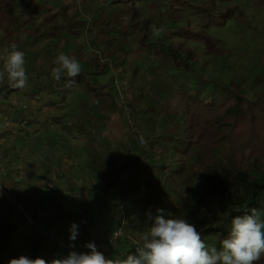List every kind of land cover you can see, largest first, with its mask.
I'll use <instances>...</instances> for the list:
<instances>
[{
    "label": "rangeland",
    "instance_id": "rangeland-1",
    "mask_svg": "<svg viewBox=\"0 0 264 264\" xmlns=\"http://www.w3.org/2000/svg\"><path fill=\"white\" fill-rule=\"evenodd\" d=\"M122 2L131 3V0H26L23 13L14 19V28H17V32L23 39L29 40L33 29L40 25L44 14L57 13V17L61 18L58 10L68 7L70 8L68 16L73 27L72 30L63 31L62 36L68 38V41L64 39L68 42L64 46L69 53L87 57L97 52L96 47L103 51L110 46L105 45L100 39L111 38L117 48L123 46L121 44L124 38L123 31L128 23L124 24L119 16L122 12H126ZM8 3H11L10 0H0V18L5 15ZM225 3L231 9L243 11L245 17L237 15L222 26L214 24L211 26L212 23L208 22L204 16L206 13H213V9H217L215 0H201V2L191 3L188 7L189 11L184 9L183 19L188 26L199 32L202 42L209 47L200 50L202 52H200L201 58L198 60L196 69L198 71L194 73L200 77V86H206L203 89L204 94L208 96L213 91L214 96L219 97V92L232 90V94L222 97L220 107L214 109L204 104L194 116L197 127L188 140L192 147L190 154L194 157L193 159L201 158L200 162L192 161L195 169H199L205 161L226 155L228 143L234 144L238 150L239 147L245 146L244 151L241 150L236 154L238 164L246 163L253 156V153L247 150L248 146L257 145L259 146L257 148L262 151L264 147V0H226ZM210 4L214 6L209 7ZM20 5L21 3L18 2L16 8ZM210 8L212 11H209ZM158 29L165 30L166 23L160 22ZM70 34L73 36H69ZM138 34H131L128 31V38L133 44L129 55L116 57L115 62H112L113 70L108 75L98 77L99 82L108 84L107 89L117 97L118 103L127 101L129 105L125 102L124 107H121L117 113L103 111L105 123H90L82 132L69 126L74 121V114L80 110L77 104L79 98L76 96L78 88L73 89L70 96L65 98V95L62 96L57 91L52 94L47 86L49 79L47 73L51 70V64L44 58L47 51L44 53L42 50H47L46 47L53 38L44 37L34 45L31 40L28 41L30 45L27 51L34 50L36 54L37 50L40 51V55H37L36 73H32V77L28 73L29 82L24 90H14L9 99L0 101V181L6 187H10L6 179L10 176L17 180V186L28 198L35 200V190L40 191L37 198L41 201L45 200L44 209L52 206L50 201L57 197L65 211L71 210V207L84 205L85 209L93 213L91 215L93 219H106L116 214V211L118 212L122 205L104 199L100 187L95 188L99 175H95L90 166L92 159L89 157L88 149L96 146L103 156L116 155L119 152L120 136L131 132L134 126L141 123L139 116L146 109L137 111L138 117L135 119L130 105L131 98L129 95L124 96L121 90L125 74L130 75L132 70L129 67L138 68L141 74V77L129 82V84L132 83L133 89H137L146 81L143 76L154 71L153 62L156 57L147 54V51H144L146 49L136 46ZM163 36L164 33H160L156 37L161 39ZM4 37L3 31L0 34V40ZM53 46H50V50L55 51ZM125 46L127 48V45ZM199 46H202V43ZM19 49L21 50L22 46H19ZM8 53L6 47H0V68L3 70ZM53 55L55 53L51 56ZM204 58L209 59V63L205 64ZM116 65H119L118 70L115 68ZM25 67L28 72L27 63ZM177 72L174 86L187 94H194L196 80L183 70H177ZM156 73L162 72L157 69ZM203 73L206 74V83L201 80ZM167 78L171 82L174 81V75L171 72ZM52 79L53 87L65 88L66 84L60 85L62 79L57 82L51 75ZM35 83L40 85L39 88ZM232 83L239 87L232 86ZM150 87L152 88L151 83L146 81L143 94L148 93L151 90ZM128 89L129 92L132 91L129 87ZM242 98L257 102V105L242 101ZM50 102L55 104L50 106ZM149 105L153 108V104L149 103ZM171 108L172 111L175 110L172 106ZM158 120L159 130L163 129L164 122L168 120L170 133H174L173 117L168 118L166 115ZM141 125L145 128L143 123ZM138 129L141 130L140 127ZM136 154L142 156L141 150L135 149L134 155ZM119 157L123 155L118 153ZM150 157L146 158L153 162ZM4 161L11 164L6 167ZM128 175L123 176L122 184L128 181ZM138 181L139 185L143 184L141 178ZM0 190L3 192L0 196V212L17 224L21 236L24 234L28 236L29 231H25L24 227L26 224L27 230L30 229L29 220L24 214L31 215L30 206L20 204L23 214L3 188L0 187ZM77 191L91 193L90 202L87 201L90 195H84L85 200L81 198L79 194L81 192L77 193ZM140 192L142 187L139 188V194ZM60 193L64 196L61 197ZM86 202L90 204L87 205ZM134 203H137L136 199L127 202L126 206L135 207ZM51 212L54 213L53 218H55L56 210ZM36 213L48 218L46 211ZM35 233L38 234L37 231ZM13 241L15 244L18 241L17 237ZM126 245L124 244V249H127ZM16 247L18 248V246H10L11 253L5 256L2 264H8L10 259L20 256ZM57 247L62 256L68 254L61 246L57 245ZM15 248L17 251H14ZM29 248L27 243L21 255H25ZM49 248L53 250L52 247ZM259 264H264V258Z\"/></svg>",
    "mask_w": 264,
    "mask_h": 264
},
{
    "label": "trees",
    "instance_id": "trees-1",
    "mask_svg": "<svg viewBox=\"0 0 264 264\" xmlns=\"http://www.w3.org/2000/svg\"><path fill=\"white\" fill-rule=\"evenodd\" d=\"M225 1L215 0L217 9H213V13H206L204 16L208 22L212 23L211 26L213 24L222 26L237 15L245 17L243 11L229 8ZM10 2L8 3L10 9L7 8L5 15L0 18V34L3 31L5 34V37L0 40V47H6L10 52L13 43H16L18 47L22 46L21 50L25 53L26 63L29 66L27 73H30L31 76L32 73H36L37 55H40V51L37 50V54L34 50L27 51L30 42H26L17 32V28H14V19L23 13L26 0H10ZM18 2L21 5L16 8ZM197 2H201V0H131V3L122 2L126 12H122L119 16L124 24L128 23L123 31L124 38L121 43L123 46L117 48L111 38L109 40L100 39L105 45L109 44L110 46L103 51L96 47L97 52L87 57L76 55L73 52L69 53L64 46V44H68L66 42L68 38L62 36L63 31L65 29L72 30L73 27V24L70 23V16H68L70 8L64 7L58 10L61 18L57 17V13L43 15L40 25L33 29L34 39L31 43L34 45L44 37L53 38V41L47 45V50H42L44 53L47 51L44 58L51 64V70L47 73L49 78L47 86L52 94L57 91L62 96L65 95V98L70 96L73 89L78 88L76 96L79 98L77 104L80 110L74 114V121L69 126L82 132L90 123H105L106 118L103 117V111L117 113L125 105V102L129 105L127 101L118 103L117 97L107 89L108 84L99 82L98 77L108 75L113 70L112 62H115L116 57L129 55L133 44L128 38V31L131 34L139 33L136 46L143 50L146 49L144 51H147V54L156 57L153 62L154 71L143 76L144 80L151 83L152 88L150 87L151 90L143 94L146 81L137 89L132 88V83L129 84V82L135 81L141 77V74L138 68L131 66L129 67L132 69L130 75L125 74L121 90L124 96L129 95L131 98L130 105L133 108L135 119L138 117L137 111H142L144 108L146 111L139 116L140 124L134 126L131 132L120 136L118 153L123 157L118 158V153L103 156L94 145L88 149L89 157L92 159L90 166L94 174L99 175L95 188L100 187L102 197L117 202L118 205H123L133 199L137 200V203H134L135 207L128 205L124 211L125 228L129 234L140 235L147 231L150 222L146 221V213L151 210L155 214L157 208H164L169 218H187L201 232L209 247L215 246L219 249L222 240L230 231L231 220L235 215L251 214L250 210L255 208L259 210L261 218L264 219V147L262 151L257 148L259 146L254 144L246 146L253 156L246 163L238 164L236 154L241 150L244 151L245 146L239 147L238 150L234 144L228 143L226 155L203 162L199 169H195V165L192 164L193 160L199 162L201 160V158L193 159L194 157L190 154L192 147L188 139L197 127L194 116L204 104L217 109L221 105L222 97L232 94L231 90L219 92V97L214 96L213 91L208 96L205 95L203 89L206 86H200V77L194 74L198 71L196 69L199 64L198 60L201 58L200 52L202 51L200 50L209 48L208 44L202 42L199 32L188 26L186 20L183 19L184 9L189 11V5ZM213 6V4L209 5V7ZM209 11H212V8ZM60 19L61 21H59ZM160 22L166 23V29L161 32L164 33L161 39L154 36L151 31V26L154 25L158 28ZM200 43L202 46H199ZM51 45H54L55 51L50 50ZM124 45H127V48ZM53 53L55 55L51 56ZM61 53L74 55L80 61L83 71L75 78L74 83L62 77L60 85L66 84L65 88L57 89V87H53L51 71L55 66L56 57ZM48 54L50 55L48 56ZM204 61L205 64L209 63L207 58H204ZM115 68L118 70L119 65H116ZM157 69L162 73H156ZM177 70H183L184 73L190 74L196 80L197 86L194 89V94H187L174 86ZM0 71L4 70L0 68ZM170 72L174 75L173 82L167 78ZM201 80L206 83L205 73L201 75ZM35 85L38 88L40 86L36 83ZM232 86L239 87L234 83ZM128 87L132 90L131 92L128 91ZM152 89L153 93L150 94ZM13 91L7 86L5 77L4 81L0 82V101L9 99ZM242 101L257 105V102H250L247 98H242ZM53 103L50 102V106ZM149 103L153 104V108ZM260 103H262L261 100ZM171 106L175 110L172 111ZM166 115L168 118L173 117V134L168 128V120L164 122L162 130L158 129V119ZM54 120L56 121V118ZM142 123L145 128L141 125ZM139 127L142 131L138 129ZM141 139L145 140L144 145L140 144ZM135 149H140L142 156L139 154L135 156ZM198 153L200 154V152ZM147 156H151L153 162L149 161ZM4 163L6 167L11 164L8 161H4ZM133 172L134 175H132ZM125 174H129V178L125 184H122L121 181ZM139 178L142 179V185H139ZM6 179L9 182L11 194L22 206H30L31 211H46L48 217H53L51 210L57 209L58 220L65 217V208L56 200L50 201L52 206H47L44 209L45 200L41 201L37 198L40 191L35 190V200H32L19 189L17 180L10 176H7ZM142 186L146 190V197L139 194V188ZM86 204L88 205V202ZM74 209L75 216L79 214L81 221L87 222L79 225L77 239L67 242L68 246L74 243L79 246L81 252H87L89 250L84 245L87 242H94L98 250L110 258H119L134 251L136 243L128 244L126 237L113 243L95 239L91 233L90 224L93 220L91 218L93 213L85 207L77 206ZM112 232L113 230L109 229L108 234L106 233L107 237ZM16 237L18 243L14 244L13 240ZM25 241L30 246L27 255H31L30 258L35 259L40 254L42 235L33 233L26 236V240H24L18 231L17 224L0 212V264L5 256L11 253L10 246H23ZM126 243L127 249H123L122 247ZM16 248L14 251H17Z\"/></svg>",
    "mask_w": 264,
    "mask_h": 264
},
{
    "label": "clouds",
    "instance_id": "clouds-1",
    "mask_svg": "<svg viewBox=\"0 0 264 264\" xmlns=\"http://www.w3.org/2000/svg\"><path fill=\"white\" fill-rule=\"evenodd\" d=\"M151 31L154 36H159L162 29L153 25ZM33 39L32 32L30 39L26 41H33ZM54 64L51 75L57 82L65 77L74 83L75 78L83 71L80 61L74 55L61 53L56 57ZM25 65V53L16 43H13L4 62V71H0V82H3L6 77L7 86L10 89L24 90L29 82ZM139 142L144 145L145 140L141 139ZM3 185L6 187L5 184ZM8 189L10 190V187ZM142 192L140 196H145V188L144 193ZM2 195L3 192H0V196ZM11 200L15 203L12 198ZM56 201L59 202L57 198ZM126 204L127 202L119 207L118 212L116 211L119 219L118 225L115 229L110 225L109 229L113 232L106 237L105 242L113 243L122 237H127L129 240L127 236L129 232L125 228ZM250 211L251 214L235 215L232 218L230 231L222 240L219 249L215 246L209 247L201 232L187 218H169L164 208H157L155 214L151 210L146 213V221L150 222V227L134 238L136 241L134 251L119 258L106 256L104 252L98 250L94 242H87L84 245L89 250L87 252H77L73 250L74 243L69 246L66 243L68 247L62 244L63 247L73 251L65 256H58L48 261L42 257L32 259L26 255H20L18 258L10 259L8 264H259L264 258V219L261 218L259 210L253 208ZM24 215L29 220L28 223L33 226L27 213ZM74 219H77L80 225L87 222L81 221L80 215L74 216ZM33 229L37 231L34 227ZM78 229L79 225L73 222L69 228L70 241L77 239ZM115 233H120L119 237L110 242ZM56 243L61 244L59 241Z\"/></svg>",
    "mask_w": 264,
    "mask_h": 264
},
{
    "label": "crops",
    "instance_id": "crops-1",
    "mask_svg": "<svg viewBox=\"0 0 264 264\" xmlns=\"http://www.w3.org/2000/svg\"><path fill=\"white\" fill-rule=\"evenodd\" d=\"M0 192H2V190H0ZM78 192H81V191H77V193ZM86 192L87 191H82L79 194H81V196H82L81 198H83V199H85L84 195H90V198L87 197L88 198L87 201H89L91 199L92 194L89 193V192L88 193H86ZM61 195L62 194L60 193V196ZM60 196L58 195V197H60ZM56 198L53 199V200L55 201ZM89 204L90 203H88V205ZM55 210H57V209H55ZM74 210L75 209L73 207H71V210H66V215L61 220H58L57 217H55V218H53V217H48V218L47 217H42V216H40V213H36V212L41 211V210H38V211L33 210L34 212L30 211L31 215H29L27 213V216L29 218L32 217V219H31L32 224L40 225L44 230L49 232L54 238H56L61 243V244H55L56 242L54 240H52L51 238H46L45 236L42 235V241L40 243V250H39L40 254L37 257H42V258H44V259H46L48 261H51L52 259L57 258L58 256H62L60 254L59 250H58L57 245L61 246L62 249L65 250L63 245H66V243L70 241L69 240V236H70L69 228H70L71 224L73 222H75L76 224L80 225V222H78L77 219H74V216H75V211ZM57 215H58V210L56 211V216ZM118 222H119V219H118L117 214H114L112 217H106V219H104V218L93 219L90 222V224H91V233H92V235H93V237L95 239L105 240L106 237H107L106 233L108 234V229L110 228V225L113 226L114 229H115L117 227V225H118ZM28 225L31 226L30 224H28ZM26 226L27 225L25 224L24 230L25 231H29V232H27L28 235H32L33 233H35V231L33 229V226L29 230H27ZM22 227H23V225H22ZM30 231H32V232L30 233ZM138 235L139 234H137V233L128 234L127 236L129 238V240H127V243L128 244L129 243H136L134 238L136 236H138ZM25 236L26 235L24 234L23 237H25ZM70 242H72V241H70ZM26 244L27 243H24L23 247L22 246H18V251H17L18 255H21V252H22V250L25 249ZM126 246H128V245H126ZM49 247H52L53 250L51 251ZM122 248L124 249V246ZM74 249L77 252H81V249L77 245H75ZM28 252H29V250H28ZM27 253H25V255L28 256V257H31V255H27Z\"/></svg>",
    "mask_w": 264,
    "mask_h": 264
},
{
    "label": "water",
    "instance_id": "water-1",
    "mask_svg": "<svg viewBox=\"0 0 264 264\" xmlns=\"http://www.w3.org/2000/svg\"><path fill=\"white\" fill-rule=\"evenodd\" d=\"M0 187L3 188V190L5 191L6 194H8V196L10 198L13 199V201L15 202V204L17 205V207L20 209V211L23 213V209L21 208L20 203L15 199V197L11 194L10 190L8 188H6L2 182H0ZM33 227L40 232L41 234H44L45 236L53 239L55 242H58V240H56L49 232L43 230V228L41 226H39L38 224H33ZM64 249L69 253L70 251H73L71 249H68L66 247H64Z\"/></svg>",
    "mask_w": 264,
    "mask_h": 264
},
{
    "label": "built area",
    "instance_id": "built-area-1",
    "mask_svg": "<svg viewBox=\"0 0 264 264\" xmlns=\"http://www.w3.org/2000/svg\"><path fill=\"white\" fill-rule=\"evenodd\" d=\"M142 189H143L142 193H144V188H142ZM119 235H120V233H115L114 236L112 237V239L110 240V242H113L114 240H116L119 237Z\"/></svg>",
    "mask_w": 264,
    "mask_h": 264
},
{
    "label": "flooded vegetation",
    "instance_id": "flooded-vegetation-1",
    "mask_svg": "<svg viewBox=\"0 0 264 264\" xmlns=\"http://www.w3.org/2000/svg\"><path fill=\"white\" fill-rule=\"evenodd\" d=\"M31 222V221H30ZM32 223V222H31Z\"/></svg>",
    "mask_w": 264,
    "mask_h": 264
}]
</instances>
